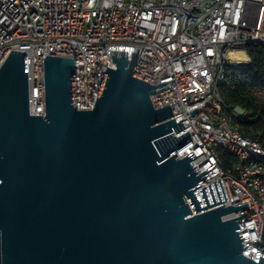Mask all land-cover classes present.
<instances>
[{"label":"water","instance_id":"obj_1","mask_svg":"<svg viewBox=\"0 0 264 264\" xmlns=\"http://www.w3.org/2000/svg\"><path fill=\"white\" fill-rule=\"evenodd\" d=\"M138 49L110 50L91 109L76 106L74 58L45 55L42 115L28 110L26 52L0 65V264H264L241 253L245 214L222 218L246 203L210 208L214 180L218 201L208 183L202 206L208 170L174 153L189 132L152 102L169 80L132 74Z\"/></svg>","mask_w":264,"mask_h":264},{"label":"built area","instance_id":"obj_2","mask_svg":"<svg viewBox=\"0 0 264 264\" xmlns=\"http://www.w3.org/2000/svg\"><path fill=\"white\" fill-rule=\"evenodd\" d=\"M250 44L264 48V0H0V65L11 50L26 52L30 114L45 111V55L74 58L76 106L91 109L112 61L110 50L126 51L130 59L139 48L132 74L153 84L169 80L155 88L163 87L151 94L152 102L169 104L172 117L183 118L176 136L189 132L190 139L174 153L183 157L192 151V168L208 170L196 187L202 206L203 186L212 203L208 183L218 201L214 180L222 203L210 208L246 203L222 218L245 214L235 219L245 221L238 232L250 237L242 240L241 251L249 258L264 257V147L234 124L250 110L229 108L219 84L227 66L250 64ZM233 50L243 51L246 59H231ZM219 146L235 156L231 167L222 166Z\"/></svg>","mask_w":264,"mask_h":264},{"label":"trees","instance_id":"obj_3","mask_svg":"<svg viewBox=\"0 0 264 264\" xmlns=\"http://www.w3.org/2000/svg\"><path fill=\"white\" fill-rule=\"evenodd\" d=\"M247 54L251 58L248 66L226 67L224 79L219 84V94L229 108L239 105L250 110L248 118H240L234 124L244 135L257 136L264 147V48L259 44H250ZM218 152L224 168L236 162L235 156L224 147L219 146Z\"/></svg>","mask_w":264,"mask_h":264},{"label":"bare ground","instance_id":"obj_4","mask_svg":"<svg viewBox=\"0 0 264 264\" xmlns=\"http://www.w3.org/2000/svg\"><path fill=\"white\" fill-rule=\"evenodd\" d=\"M229 55L231 59H246V55L240 50H233L229 53Z\"/></svg>","mask_w":264,"mask_h":264}]
</instances>
